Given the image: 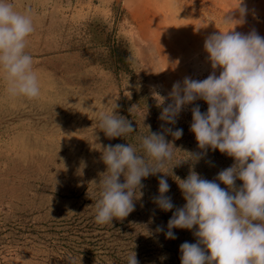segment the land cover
Here are the masks:
<instances>
[{
  "label": "rangeland",
  "instance_id": "rangeland-1",
  "mask_svg": "<svg viewBox=\"0 0 264 264\" xmlns=\"http://www.w3.org/2000/svg\"><path fill=\"white\" fill-rule=\"evenodd\" d=\"M11 2L17 11L30 12L34 22L26 51L33 57L41 95L12 98L0 78V264H127L138 248L146 252L142 264L166 261L170 248L157 244L167 238L156 226L138 230L136 221L127 219L96 223L98 183L106 171L101 147L138 146V137L148 132L145 126L162 132L163 124L183 129L180 139L166 136L176 148L172 164L186 159V152L201 151L190 131L194 105L181 111L175 125L165 124L155 94L167 97L186 76L203 80L211 74L205 39L231 27L224 16L240 19L234 9L238 0ZM244 4V23L234 30L247 34L255 29L264 37V0ZM115 104L135 132L109 139L97 117ZM195 104L207 111L204 101ZM233 163L209 149L194 170L213 180ZM192 164L181 162L172 171L185 179ZM161 175L147 178L150 192H158ZM167 179L166 195L182 207L186 201L176 181ZM173 211L166 212L169 218ZM160 212L152 216L160 219ZM167 222L162 221L163 228ZM176 231L184 241L196 243L192 231Z\"/></svg>",
  "mask_w": 264,
  "mask_h": 264
},
{
  "label": "clouds",
  "instance_id": "clouds-1",
  "mask_svg": "<svg viewBox=\"0 0 264 264\" xmlns=\"http://www.w3.org/2000/svg\"><path fill=\"white\" fill-rule=\"evenodd\" d=\"M234 9L240 19L224 16V24L231 27L205 39L211 74L203 80L186 76L173 84L167 97L155 94L161 107L159 119L165 124L175 125L181 111L194 105L190 131L201 151L186 152V159L172 164L176 148L166 136L180 139L183 129L163 124L162 132L145 126L148 132L138 137V146L127 143L101 147L106 171L98 183L96 223L124 220L135 210L137 193L143 194L142 180L163 173L158 177L159 194L152 198L153 203L164 212L175 211L168 230L164 232L158 226L156 231L164 232L167 239H176L172 229H186L196 237V243L180 245L181 264H264V37L255 29L247 34L235 31L247 13L244 0H238ZM34 30L30 12L17 11L11 0H0V78L12 98L36 99L41 95L33 57L26 51ZM198 100L207 104L206 112L195 104ZM116 108L115 104L97 117L99 129L109 139L135 132L131 121L117 114ZM209 149L234 159L232 166L221 170L213 180L194 170ZM189 160L193 164L188 176H175L174 166ZM168 176L176 181L186 201L182 207H176L166 195L170 190ZM237 180L242 181L240 186ZM127 264H139L135 251L128 255Z\"/></svg>",
  "mask_w": 264,
  "mask_h": 264
},
{
  "label": "trees",
  "instance_id": "trees-1",
  "mask_svg": "<svg viewBox=\"0 0 264 264\" xmlns=\"http://www.w3.org/2000/svg\"><path fill=\"white\" fill-rule=\"evenodd\" d=\"M121 179L123 182V177H121ZM142 184L144 185V187L140 189V191L143 194L142 196H139V193H137V199L135 201V210L132 213H130L129 216L126 217L125 219L129 221H136L137 224H135L134 226L136 225L140 226L138 230H140L141 228H145L147 225L156 226V228L158 226H162V221L166 222L169 221L168 219H170L167 216L166 212L164 211L160 212L162 213L160 219L155 216H152L153 213H157V211H159V208L156 206V204L153 203V199H152L154 196L158 195L159 193L154 192L152 189L151 192L149 191L147 185V178L142 180ZM124 220L122 221L120 220V222H123ZM167 224L168 222L164 227V232L168 230ZM172 231L175 233L176 239H167V241H165L164 243L162 242L163 241L162 239H159L157 241L159 247H163L165 245L170 248L168 259H166V261H160L159 264H181L180 245L186 241H184V239L182 238L180 231H176V229H172ZM133 251H135L137 254V259L139 261V264L140 263L142 264V259L145 257L144 255L146 252L144 250H140L139 248L138 250H133Z\"/></svg>",
  "mask_w": 264,
  "mask_h": 264
},
{
  "label": "bare ground",
  "instance_id": "bare-ground-1",
  "mask_svg": "<svg viewBox=\"0 0 264 264\" xmlns=\"http://www.w3.org/2000/svg\"><path fill=\"white\" fill-rule=\"evenodd\" d=\"M194 1V0H193Z\"/></svg>",
  "mask_w": 264,
  "mask_h": 264
}]
</instances>
